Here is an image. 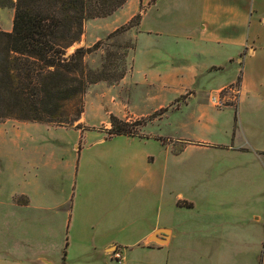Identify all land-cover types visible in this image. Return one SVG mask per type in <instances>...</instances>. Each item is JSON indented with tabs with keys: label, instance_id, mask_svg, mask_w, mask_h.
Returning <instances> with one entry per match:
<instances>
[{
	"label": "crops",
	"instance_id": "obj_1",
	"mask_svg": "<svg viewBox=\"0 0 264 264\" xmlns=\"http://www.w3.org/2000/svg\"><path fill=\"white\" fill-rule=\"evenodd\" d=\"M137 13L139 25L127 31L136 42L133 69L121 81L130 89L122 95L125 99L118 97L119 108L138 110L130 85L146 86L155 104L152 111H160V121L171 117L176 127L166 137L147 132L108 136L144 150L143 156L137 153L139 167L134 156L126 227L119 228L121 210L114 205L107 209V224L90 228L93 218L85 212L90 203L83 200L92 194L88 187L74 192L71 204L65 197H52L49 188L41 199L36 197V173L26 175L30 184L9 193L0 179V264H112V249L118 246L103 242L120 230L169 256L190 236V264H255L258 248L264 264V220L255 217L247 228L245 204L264 189V171L256 166L264 165V0H128L113 15L96 19L118 18L120 26ZM14 14V8L0 6V30L12 31ZM211 80L216 84L207 90ZM221 94L228 103L213 104ZM182 96H187L184 101L172 104ZM202 97L203 103L193 104ZM220 134L226 138L217 140ZM108 138L103 134L96 142ZM151 139L163 149L158 161L146 150ZM240 155V163L223 159ZM168 156L185 162V170L170 173ZM200 161L209 163L199 168ZM183 209L200 216L184 221ZM53 211L67 216L70 239L75 230L82 241L79 249L70 251L61 216L49 215Z\"/></svg>",
	"mask_w": 264,
	"mask_h": 264
},
{
	"label": "rangeland",
	"instance_id": "obj_2",
	"mask_svg": "<svg viewBox=\"0 0 264 264\" xmlns=\"http://www.w3.org/2000/svg\"><path fill=\"white\" fill-rule=\"evenodd\" d=\"M119 22L118 18L87 20L81 40L69 49V53L77 47H91L98 43V49L86 56L88 69L107 75L112 79L118 78L121 74H124L125 77L133 69L136 42L134 36L127 32L128 30L115 33V30L122 26H119ZM122 79L115 83L100 81L90 85L87 89L84 95L85 111L78 123L84 122L82 127L89 128L88 132L82 133V130L77 129L78 127L76 128L75 125L60 126L18 119H7L0 122V179H5L8 193L20 188L21 185L30 184V179L27 181L26 175L33 174L34 176L35 173L37 181L33 190L34 195L40 199L49 188L52 197L56 195L65 197L72 204L74 192L88 187L92 190V194L83 197V200L85 198L90 203L85 206L86 214L93 218L90 228L99 226V224L100 226L107 224L109 218L107 209L114 205L119 206L121 210L119 218H122L120 219L122 224L119 228L126 227L127 206L132 201L130 188L135 184L131 179L134 156L135 165L139 167L137 153L143 156L144 150L141 149V145H135L126 139L108 138L107 131L112 128L110 115H115L128 122L129 128L136 134L147 132L166 137V135L175 132L176 125L171 117L168 120L160 121V111H152L155 104L153 97L147 93L148 87L146 86L140 87L133 83L130 85L136 102L134 105L139 108L138 110L131 111L127 107L126 109L119 108L118 97L125 99L126 97L122 95L126 93V89H130L129 86L121 85ZM207 83L208 90L216 84V81L211 80ZM231 88L234 90L232 95H236L238 82ZM209 93L210 91L207 92V94ZM220 96H222L221 101L226 105L227 99L224 100L223 94ZM186 97L182 96L174 100L172 104L184 101ZM169 98L167 97V99ZM203 99L205 100L206 97L200 98L199 101L195 100L193 104L203 103ZM74 106L75 104H70L66 110L72 113ZM114 112H118L119 115ZM103 134L109 140L97 143L96 140ZM224 138L226 136L223 134L216 137L219 141ZM153 140H150L151 143H148L146 150L151 152L158 161L163 149L159 143ZM197 152L206 155L216 152V150H198ZM163 159L164 154L161 161ZM223 159L231 160L234 163L243 161L241 155L232 158L233 160L228 157ZM167 163L170 173L173 169L179 168L180 172H183L186 168L185 162L180 160L176 163L169 156ZM206 163L209 162L200 161L199 168L205 167ZM256 166L264 171V165L261 167L256 164ZM78 175L81 177L78 178ZM140 197L142 195L135 194L136 199ZM189 197L191 198L190 195ZM245 204L249 218L247 228L255 217L261 216L264 220V189L253 194L252 197L249 196ZM250 207L255 210H248ZM253 211L256 214L252 215ZM49 215H54L56 218L61 216L63 234L68 237V242L71 243L70 251L79 249L82 241L76 238L75 230L71 232L70 239L67 216L54 211ZM199 216L197 210L192 209H183L180 213V218L187 222L197 219ZM101 218H103L102 223L100 222ZM137 239L120 230L103 243L118 246V251L124 257L122 264H190L192 261L194 252L191 249L192 238L190 236H185L179 244V249L170 256L167 253L163 255L157 250L146 247L143 238L140 241ZM112 251L114 250L112 249ZM262 251L261 248L256 251L255 264H260ZM69 264H73V261L70 260Z\"/></svg>",
	"mask_w": 264,
	"mask_h": 264
},
{
	"label": "trees",
	"instance_id": "obj_3",
	"mask_svg": "<svg viewBox=\"0 0 264 264\" xmlns=\"http://www.w3.org/2000/svg\"><path fill=\"white\" fill-rule=\"evenodd\" d=\"M128 0H0L14 8L13 29L0 30V122L7 119L81 128L84 95L92 84L112 79L88 69L86 56L99 47L80 46L87 20L105 18ZM141 13L115 30L139 25ZM240 82V77L238 78ZM75 104L72 113L66 110ZM109 137L135 135L129 123L110 115Z\"/></svg>",
	"mask_w": 264,
	"mask_h": 264
},
{
	"label": "built area",
	"instance_id": "obj_4",
	"mask_svg": "<svg viewBox=\"0 0 264 264\" xmlns=\"http://www.w3.org/2000/svg\"><path fill=\"white\" fill-rule=\"evenodd\" d=\"M221 100H222V96L219 95L217 97H214L212 99V102H213V104H215L217 106H223L224 103ZM112 258H113L115 264H122L124 257L121 254V252L118 251V249H116L115 251H113V257Z\"/></svg>",
	"mask_w": 264,
	"mask_h": 264
},
{
	"label": "water",
	"instance_id": "obj_5",
	"mask_svg": "<svg viewBox=\"0 0 264 264\" xmlns=\"http://www.w3.org/2000/svg\"><path fill=\"white\" fill-rule=\"evenodd\" d=\"M113 250L115 251V250H116V247H115V248H113Z\"/></svg>",
	"mask_w": 264,
	"mask_h": 264
}]
</instances>
